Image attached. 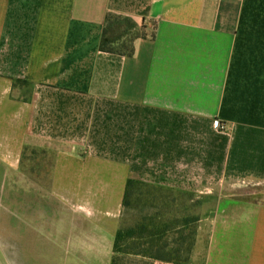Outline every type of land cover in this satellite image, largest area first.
I'll use <instances>...</instances> for the list:
<instances>
[{"label":"crops","instance_id":"crops-1","mask_svg":"<svg viewBox=\"0 0 264 264\" xmlns=\"http://www.w3.org/2000/svg\"><path fill=\"white\" fill-rule=\"evenodd\" d=\"M129 179L191 199L197 264H264V0H0L7 264H112Z\"/></svg>","mask_w":264,"mask_h":264},{"label":"rangeland","instance_id":"rangeland-1","mask_svg":"<svg viewBox=\"0 0 264 264\" xmlns=\"http://www.w3.org/2000/svg\"><path fill=\"white\" fill-rule=\"evenodd\" d=\"M136 36L139 37L140 34H137L136 31H132L130 36L123 40V43L126 44L125 46L128 47L130 40ZM123 43L118 44L116 48L126 52L127 50ZM35 159L37 160V155H35ZM5 180L0 184V213H5L7 209L6 191L8 186ZM142 189L144 195L140 196L138 201L136 200V202L131 203L121 220V229L129 232L132 236L127 237V239L121 244L124 253L119 255L118 264H152L150 259L136 256L134 254L135 251L147 248L152 244H157L159 246L166 242L173 247L174 239L177 237L176 232H170L164 237L163 241H158L157 237H153V233L157 228L161 229L165 222L168 224H172L175 221L181 223L185 217L194 215L196 211L195 204L191 202V199L185 194L175 191L165 192L152 188ZM147 191L149 193H147ZM247 192L250 194L247 196L251 200L263 199L264 197V192L260 188L257 189L250 187ZM162 212H168V215L164 219H159V217L155 216L157 213ZM4 222L5 218L3 217L1 219L0 229L4 227ZM197 225L198 223L192 224V229L190 230H196L197 232ZM143 226H146L147 228H144ZM190 230H185V233L189 234ZM6 250V234L5 230H2L0 231V264H7ZM187 264H197V261H193L190 258Z\"/></svg>","mask_w":264,"mask_h":264},{"label":"trees","instance_id":"trees-1","mask_svg":"<svg viewBox=\"0 0 264 264\" xmlns=\"http://www.w3.org/2000/svg\"><path fill=\"white\" fill-rule=\"evenodd\" d=\"M136 28V24L129 18L121 17L114 14H108L106 17L105 27L103 30L101 42H100V50L102 52L110 53V54H132L133 53V42L138 36L133 37L130 40V44L126 47L123 42L124 39L130 36V33L134 31ZM123 43L126 52L118 50L116 46L118 44ZM25 83L23 81H17L16 83ZM142 188H152L158 189L160 191H168L165 188L161 187H152L150 185L142 184L138 181L133 179H129L127 182V189L126 195L124 200V212L123 216L125 215V211L131 205L132 202L138 201L140 196H143V189ZM147 193H149L147 191ZM146 193V194H147ZM168 215V212L157 213L155 216L159 217V219H164ZM154 216V217H155ZM123 218V217H122ZM122 220V219H121ZM199 221L198 217L195 216H187L185 219L180 222H174L172 224H168L167 222L164 223V226L160 229L157 228L153 233V237H157L158 241H163L164 237L168 235L170 232H176L177 237L174 239L173 247L169 243H162L159 246L157 244H152L151 246L138 249L135 251L136 256H141L144 258H148L153 262H165V263H174V264H187L190 260L194 247L196 245L197 240V232L196 230L192 229V224H195ZM147 228L146 226H143ZM147 230V229H145ZM185 230H190V233H185ZM132 236L129 232L124 231L120 228L116 235L114 249H113V260L112 264H118V257L120 254L124 253V249L122 248L121 244L127 237ZM116 255V257H115Z\"/></svg>","mask_w":264,"mask_h":264},{"label":"built area","instance_id":"built-area-1","mask_svg":"<svg viewBox=\"0 0 264 264\" xmlns=\"http://www.w3.org/2000/svg\"><path fill=\"white\" fill-rule=\"evenodd\" d=\"M217 126L219 127V125L217 124Z\"/></svg>","mask_w":264,"mask_h":264}]
</instances>
